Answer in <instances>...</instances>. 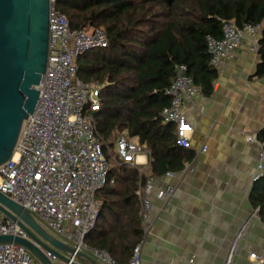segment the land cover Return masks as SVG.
Returning a JSON list of instances; mask_svg holds the SVG:
<instances>
[{"label": "built area", "instance_id": "2783aa9c", "mask_svg": "<svg viewBox=\"0 0 264 264\" xmlns=\"http://www.w3.org/2000/svg\"><path fill=\"white\" fill-rule=\"evenodd\" d=\"M60 1L49 0L48 59L38 87L39 100L22 126L15 148L18 158H11L0 166V192L29 210L39 224L76 252L91 256L99 264H121L106 250L91 247L85 240L95 227L102 206L96 193L108 182L109 164L91 116L101 107L100 88L77 78L76 61L88 51L107 48L108 39L102 28L72 29L67 16L58 9ZM262 27V23L238 27L232 20L223 21L221 38L206 37L209 65L220 69L243 40L248 41L251 52L257 53ZM162 93L170 102L159 117L163 124L173 125L176 145L188 150L193 129L183 106L204 95L187 75L183 64L175 66L174 78ZM244 138L258 146L252 176L255 182L264 178V143L257 139V134H247ZM145 151L146 146L126 130L117 135L112 147L106 146L113 161L131 167L138 166L137 157ZM185 168L192 173L190 164ZM165 176L175 178L176 174L168 171ZM174 189L172 184L163 186L153 178L140 186L136 195L143 223L153 209L152 196L166 199ZM246 227L247 224L240 226L225 264L231 263ZM0 235L28 239L16 222L1 214ZM141 244L134 247L125 264H141ZM45 255L52 264H65L49 253ZM250 258L261 262L254 254ZM0 264L41 263L24 247L4 244L0 245Z\"/></svg>", "mask_w": 264, "mask_h": 264}, {"label": "trees", "instance_id": "16d2710c", "mask_svg": "<svg viewBox=\"0 0 264 264\" xmlns=\"http://www.w3.org/2000/svg\"><path fill=\"white\" fill-rule=\"evenodd\" d=\"M57 6L72 29L102 28L108 39L107 48L76 61L77 78L100 88L101 107L91 116L109 164L108 182L96 193L102 206L85 240L125 264L144 234L136 192L149 178L182 170L191 158L176 145L173 125L159 117L170 102L162 92L175 66L185 65L194 85L209 96L217 70L209 65L206 37L221 38L223 21L238 27L262 23L255 75L263 77L264 0H61ZM124 130L150 152L147 173L138 175L106 152ZM257 139L264 143V128ZM250 202L264 222V178L253 183Z\"/></svg>", "mask_w": 264, "mask_h": 264}, {"label": "crops", "instance_id": "0c3cea01", "mask_svg": "<svg viewBox=\"0 0 264 264\" xmlns=\"http://www.w3.org/2000/svg\"><path fill=\"white\" fill-rule=\"evenodd\" d=\"M258 63L243 40L217 70L212 93L183 106L193 129L191 158L175 178L153 177L175 189L166 199L153 195L151 213L144 223L141 218V264H225L243 224L246 231L230 264H264V222L250 202L258 146L244 138L264 128V76L255 75ZM137 160L138 166L128 167L147 173L152 161L147 148Z\"/></svg>", "mask_w": 264, "mask_h": 264}, {"label": "water", "instance_id": "95a60500", "mask_svg": "<svg viewBox=\"0 0 264 264\" xmlns=\"http://www.w3.org/2000/svg\"><path fill=\"white\" fill-rule=\"evenodd\" d=\"M48 15L49 0H0V166L13 157L22 126L39 100L48 59ZM0 214L28 237L0 235V245L22 246L41 264H52L45 252L65 264H99L54 236L1 192Z\"/></svg>", "mask_w": 264, "mask_h": 264}, {"label": "bare ground", "instance_id": "6f19581e", "mask_svg": "<svg viewBox=\"0 0 264 264\" xmlns=\"http://www.w3.org/2000/svg\"><path fill=\"white\" fill-rule=\"evenodd\" d=\"M13 160H15V159H17L18 158V153H17V151H15V153H14V155H13Z\"/></svg>", "mask_w": 264, "mask_h": 264}]
</instances>
